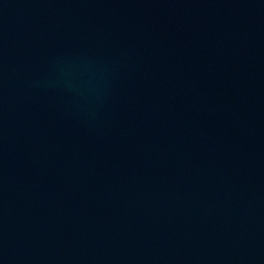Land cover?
<instances>
[{"label":"water","instance_id":"water-1","mask_svg":"<svg viewBox=\"0 0 264 264\" xmlns=\"http://www.w3.org/2000/svg\"><path fill=\"white\" fill-rule=\"evenodd\" d=\"M0 264H264V0H0Z\"/></svg>","mask_w":264,"mask_h":264}]
</instances>
